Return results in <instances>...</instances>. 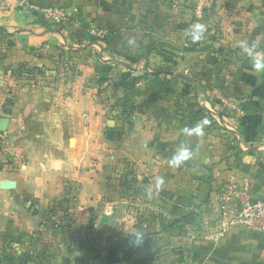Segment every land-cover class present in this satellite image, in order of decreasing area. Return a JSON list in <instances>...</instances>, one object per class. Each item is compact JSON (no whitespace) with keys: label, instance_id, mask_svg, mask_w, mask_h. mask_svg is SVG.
Returning <instances> with one entry per match:
<instances>
[{"label":"crops","instance_id":"0c3cea01","mask_svg":"<svg viewBox=\"0 0 264 264\" xmlns=\"http://www.w3.org/2000/svg\"><path fill=\"white\" fill-rule=\"evenodd\" d=\"M257 61L264 0H0V264H264L213 239L231 180L264 199Z\"/></svg>","mask_w":264,"mask_h":264},{"label":"built area","instance_id":"2783aa9c","mask_svg":"<svg viewBox=\"0 0 264 264\" xmlns=\"http://www.w3.org/2000/svg\"><path fill=\"white\" fill-rule=\"evenodd\" d=\"M24 7L44 15L53 22H62L67 18L66 12L57 6L26 2ZM220 103L232 114L241 111L238 102L227 95L220 97ZM217 222L218 228L213 239H218L228 230L239 225L264 235V199L253 196L247 179H233L222 190Z\"/></svg>","mask_w":264,"mask_h":264},{"label":"rangeland","instance_id":"374dc122","mask_svg":"<svg viewBox=\"0 0 264 264\" xmlns=\"http://www.w3.org/2000/svg\"><path fill=\"white\" fill-rule=\"evenodd\" d=\"M86 41H84L83 43H81V42H79V44L80 45H86ZM94 49H96L95 51H97L99 48H94ZM96 54H97V52H96ZM95 54V56H97ZM199 63H200V59H199V57H197L196 59H194L193 61H192V64H193V68L192 69H199L198 68V66H199ZM79 65H77L76 67H78ZM176 67H177V69H180V67L178 66V64H176ZM76 69H79V68H76ZM182 74V73H181ZM185 76L187 75V76H189V73H187V71H186V73L184 72L183 73ZM145 252L146 253H144V254H148L149 256H152L153 254H151L152 253V250H145ZM160 253V252H159ZM133 255H135L134 253H132ZM127 256H130V254H129V252H127Z\"/></svg>","mask_w":264,"mask_h":264},{"label":"water","instance_id":"95a60500","mask_svg":"<svg viewBox=\"0 0 264 264\" xmlns=\"http://www.w3.org/2000/svg\"><path fill=\"white\" fill-rule=\"evenodd\" d=\"M94 43L97 44L96 42H94ZM100 47H101V46H100ZM100 56H101V58H103L102 53L100 54ZM170 73H171V74H175L177 77L182 78V79H184V80L194 82L193 79H191L190 77L185 76V75H183V74H181V73H174V72H170ZM0 123H1V127L4 128L5 120H2ZM249 169H250V166H248V165H246V166L244 167V170H245V171H249Z\"/></svg>","mask_w":264,"mask_h":264},{"label":"clouds","instance_id":"9594fccd","mask_svg":"<svg viewBox=\"0 0 264 264\" xmlns=\"http://www.w3.org/2000/svg\"><path fill=\"white\" fill-rule=\"evenodd\" d=\"M202 27L203 26H200V25L197 26L196 33H195L197 36L201 35ZM256 67H257L258 70L261 69V68H264V61H257L256 62Z\"/></svg>","mask_w":264,"mask_h":264},{"label":"trees","instance_id":"16d2710c","mask_svg":"<svg viewBox=\"0 0 264 264\" xmlns=\"http://www.w3.org/2000/svg\"><path fill=\"white\" fill-rule=\"evenodd\" d=\"M186 84H187V87H189V88L191 87V85H190L189 83H186ZM114 259H115V257H111V258H110V261H111V262H114V261H115Z\"/></svg>","mask_w":264,"mask_h":264}]
</instances>
